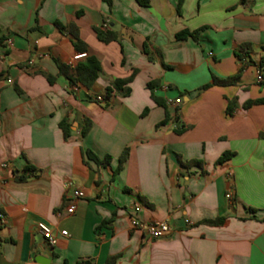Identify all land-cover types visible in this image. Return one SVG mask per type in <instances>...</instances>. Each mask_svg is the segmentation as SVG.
I'll use <instances>...</instances> for the list:
<instances>
[{"label":"crops","instance_id":"0c3cea01","mask_svg":"<svg viewBox=\"0 0 264 264\" xmlns=\"http://www.w3.org/2000/svg\"><path fill=\"white\" fill-rule=\"evenodd\" d=\"M242 44L264 54V0H0V264H264V84L250 63L200 89L237 73ZM87 55L101 68L90 88L58 66ZM133 217L170 231L152 238Z\"/></svg>","mask_w":264,"mask_h":264},{"label":"trees","instance_id":"16d2710c","mask_svg":"<svg viewBox=\"0 0 264 264\" xmlns=\"http://www.w3.org/2000/svg\"><path fill=\"white\" fill-rule=\"evenodd\" d=\"M104 1L108 5L111 4V0H104ZM181 1L182 0H178V6L180 5ZM137 2L143 6L148 4V0H137ZM57 26L59 27V29L69 30L68 26H63L59 23H57ZM95 30H96L97 36L102 41L107 42V41L116 39V35H114V34L103 32L97 28ZM69 32L75 38V41L73 42L75 48L78 51L83 52L85 50V47L78 45L79 39H78L76 33H74V31H72V30H69ZM175 37L177 39H185L187 37H192L194 39H197V31L191 32L188 30H182V31H179L178 33H176ZM250 53H251V48L249 45H247V44L240 45L234 53L236 59L239 62V67H238L237 73L235 75L227 77L225 79L213 78L212 82L203 85L202 87H200V89L201 90L206 89L213 84H232V83H234L238 79L239 73L244 68V66L247 64H250V63H254L257 66V69L261 74V80H259V83L264 84V54L260 55L257 61H254L250 58ZM58 66H59L61 73L64 74L71 83H79L86 88L91 87V85L93 84V82L97 78L98 72L101 69L99 61L97 60L96 57H94L92 55H87L85 57L84 61L78 63L74 68H71L67 65H62V64H59ZM47 79L49 82L53 81L52 78L48 75H47ZM130 80H131V77H129L127 79H115V80H113L111 82V84L105 88L104 98L108 99L112 92H119L123 95H126L128 93V87H126V84ZM258 102H262V101L261 100H252V101H249L246 105H250V104L258 103ZM227 111H228V108H227ZM164 121L165 120H163L162 122H164ZM59 125H60V128L62 130L64 138H67L69 136V133H70L69 126L65 122H60ZM86 130H87V128L84 125L82 130H81V135H84L86 133ZM177 130L180 131L182 129L179 128ZM126 154H127V149H124L123 152L121 153L119 159H118V165L114 169L112 176L116 175L122 169L123 163L126 159ZM229 155H230V152L222 153L220 155V157L217 159V162H222L223 160L228 158ZM85 157L87 160L86 162L92 161L96 165H105L111 160L110 155H104L102 158H100L90 149L85 150ZM188 164L189 165L195 164V165L200 166V161L199 160H191L188 162ZM24 178L25 177L23 175L18 177V179H20V180L24 179ZM223 220H224V217H217V218L212 219V220L211 219L210 220H203L202 222L206 223V224H210V225H219L223 222ZM106 264H112V261L107 262Z\"/></svg>","mask_w":264,"mask_h":264},{"label":"built area","instance_id":"2783aa9c","mask_svg":"<svg viewBox=\"0 0 264 264\" xmlns=\"http://www.w3.org/2000/svg\"><path fill=\"white\" fill-rule=\"evenodd\" d=\"M85 54L86 53H77L73 56V58L79 59L81 57H84ZM258 80H261V74L259 71H258ZM96 99L98 101L103 100V98L101 96H97ZM173 102L179 103L180 98L174 99ZM81 196H83V191L80 188L77 187L72 191V197L73 198H79ZM229 196H230L229 194H226V197H229ZM74 209H75V203L74 202H70L66 206V212L67 213H72L74 211ZM134 210H138V206H135ZM0 217L2 218L1 215H0ZM185 222L188 223L189 221L186 219ZM131 225L134 228L140 229L141 231L146 233L147 236H150L152 238L162 237L163 235L167 234L170 231V225L168 224L167 221H163V220H154L151 222L143 223L140 220H138L137 218L133 217L131 219ZM36 226H37L38 231L42 234L44 239L49 244H53L55 242V237L53 235L52 228L49 224H47L46 222H43V221H39V222H37ZM60 234L61 235H67V232L65 230H61Z\"/></svg>","mask_w":264,"mask_h":264}]
</instances>
